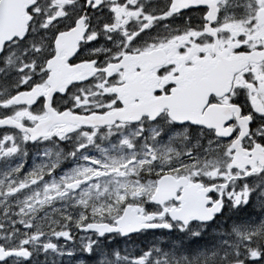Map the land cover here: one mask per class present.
Here are the masks:
<instances>
[{
  "label": "snow or ice",
  "instance_id": "6c2138e0",
  "mask_svg": "<svg viewBox=\"0 0 264 264\" xmlns=\"http://www.w3.org/2000/svg\"><path fill=\"white\" fill-rule=\"evenodd\" d=\"M0 264H264V0H0Z\"/></svg>",
  "mask_w": 264,
  "mask_h": 264
}]
</instances>
